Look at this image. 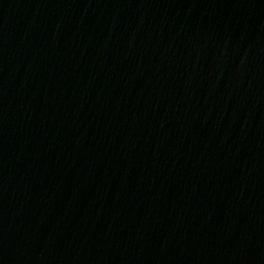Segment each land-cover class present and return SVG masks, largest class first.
<instances>
[{"label":"water","instance_id":"95a60500","mask_svg":"<svg viewBox=\"0 0 264 264\" xmlns=\"http://www.w3.org/2000/svg\"><path fill=\"white\" fill-rule=\"evenodd\" d=\"M0 264H264V0H0Z\"/></svg>","mask_w":264,"mask_h":264}]
</instances>
